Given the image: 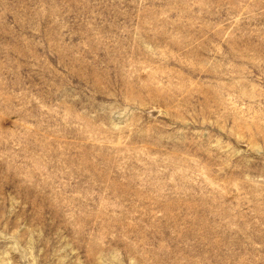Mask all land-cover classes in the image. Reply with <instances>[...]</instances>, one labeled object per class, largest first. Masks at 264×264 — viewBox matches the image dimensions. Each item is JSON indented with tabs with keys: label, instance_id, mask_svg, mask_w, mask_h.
I'll return each mask as SVG.
<instances>
[{
	"label": "rangeland",
	"instance_id": "rangeland-1",
	"mask_svg": "<svg viewBox=\"0 0 264 264\" xmlns=\"http://www.w3.org/2000/svg\"><path fill=\"white\" fill-rule=\"evenodd\" d=\"M0 264H264V0H0Z\"/></svg>",
	"mask_w": 264,
	"mask_h": 264
}]
</instances>
